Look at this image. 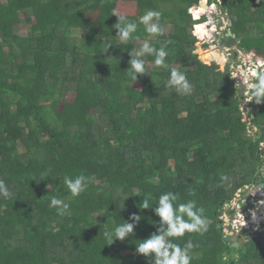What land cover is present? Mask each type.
Listing matches in <instances>:
<instances>
[{"label":"trees","instance_id":"trees-1","mask_svg":"<svg viewBox=\"0 0 264 264\" xmlns=\"http://www.w3.org/2000/svg\"><path fill=\"white\" fill-rule=\"evenodd\" d=\"M119 1L0 0V180L11 192L0 196V264H153L135 249L160 218L138 206L168 191L177 203L194 201L207 221L206 231L173 238L193 243L191 264H264L259 236L236 249L218 228L240 190L264 185V103L240 96L229 67L200 61L197 35L207 25L190 10L202 0H122L160 12L164 29L148 34L126 16L138 23L127 43L113 27ZM208 1H221L235 45L264 57V0ZM145 42L165 47L168 67L146 54L134 82L129 52ZM171 67L186 74L190 95L167 86ZM69 94L74 110H60ZM81 174L95 180L73 197L63 177ZM53 197L69 205L62 215ZM134 213L142 216L134 234L108 245L104 232Z\"/></svg>","mask_w":264,"mask_h":264},{"label":"clouds","instance_id":"clouds-1","mask_svg":"<svg viewBox=\"0 0 264 264\" xmlns=\"http://www.w3.org/2000/svg\"><path fill=\"white\" fill-rule=\"evenodd\" d=\"M258 2H260V0H258ZM206 3L212 7L221 4V1L217 4H209V1L206 0ZM113 15L117 17V23L113 27L118 30L116 36L120 38L121 43H127L130 39L135 38L133 34L137 31L138 23L129 20L126 16L120 15L115 11H113ZM160 16L161 13L158 11H146L139 17V24L144 26V31L148 34H162L164 29L158 23ZM196 24L205 25L206 21L201 23L196 21ZM214 45L215 44L213 43L212 46ZM111 46L112 45H108L104 53H106ZM146 54L154 55V64L156 66L168 67L165 59L168 56V52L165 50V47L161 46L160 48H155L145 42L138 50L131 49L129 52L131 58L129 60V68L127 70L130 72L134 82L137 80L138 75H143L146 72L145 60L143 59ZM250 55L254 56L255 53H250ZM251 66L254 71L251 74L245 75L242 82H238L236 84V88L240 89L242 84L245 85L246 87L243 88L246 89L244 93L246 99L255 101L256 104H261L264 103V66H262L259 61H256ZM253 76L255 79H253ZM235 77L240 76L237 74ZM167 86L174 89L178 94L184 96L190 95L193 90V85L187 79L186 74L177 67L170 68ZM244 110L246 112V108H244ZM94 180V176H86L83 174L75 177L68 175L63 177V183L66 185L73 197L79 196L81 193L85 192ZM250 187L251 186L247 188ZM262 188L263 189L261 190L257 189V193L248 197L249 200L243 206L242 213L246 207L250 208L253 204L257 203V200H260L261 204L264 203V185ZM246 191L247 190L244 189L239 192H244L246 194ZM10 195L11 192L9 187L3 180H0V196L7 198ZM150 200L151 194L145 195L138 207L141 211L145 209H152L155 215L160 218L159 225L157 227V231L153 232L148 238L139 240L141 242L136 244V253L143 255L146 258H151L153 264H191L192 256L190 255V249L194 247L193 243L189 241L184 247H181L179 243L174 242L173 238L183 237L186 232L191 233L206 231L207 221L202 215L203 209L198 208L194 201L177 203L178 195L171 191L161 193L155 205H152ZM236 204L238 203H235V205ZM50 206L56 207L57 212L61 215L69 207L64 200L56 197L51 199ZM255 206L258 205L256 204ZM254 216L255 215L248 216L247 222H249L252 226L253 231L260 236L262 233H259L256 226H263V222H254ZM141 219V215L134 213L130 217V221L132 222L124 220L123 223L118 224L114 228L113 232H104L105 239L111 241L108 245L112 244L116 240L124 241L132 236ZM231 224L232 220L229 225L233 234H235ZM244 237L247 241L248 237Z\"/></svg>","mask_w":264,"mask_h":264},{"label":"rangeland","instance_id":"rangeland-1","mask_svg":"<svg viewBox=\"0 0 264 264\" xmlns=\"http://www.w3.org/2000/svg\"><path fill=\"white\" fill-rule=\"evenodd\" d=\"M201 8H202V10H200ZM197 9L198 10H197V12H195L194 18H196L197 20L202 18L201 21H199V22L201 23V22L206 21L205 25H207L206 26L207 31H203V28L205 26H201L199 29L200 30V36L205 37V40L202 41L200 39V36L197 35L199 41L196 44V48H197V54L199 55V59H200V61L202 59L203 64H210V63L214 62L216 65L219 66V68L222 71L225 72L226 65H227L226 62H227V58H228V52L231 53V55H230L231 57L229 58V62H232V64H235V63H237L235 53H238V51H240L238 48V44L233 45L230 48V50L221 46V41H223L227 38L228 31L230 30V27H231L230 26L231 21H230L228 15L225 13L224 8L220 4L216 5L214 7L213 6L211 7L206 3V0H203L199 4ZM117 13L120 15H124V16L140 17L141 15H143L141 10L137 7L135 2H126V1H122V0L119 1V3H118ZM99 14H100V9L98 7H96L95 9H92L91 12H89V18L95 23V34H97L98 30H99V24H98ZM200 14H205V15H203L202 17L199 18ZM211 18H213V19H211ZM213 21H216V22H213ZM225 23H227V24H225ZM16 33L19 35H26L27 28L23 27V26H18L16 28ZM213 43L216 46L215 45L212 46ZM242 53L245 54V52H242ZM247 53H249V52H247ZM207 54H209L210 58L213 59L210 62L204 61V58L206 57ZM223 56L225 59L221 60V57H223ZM243 58L250 59L249 56L248 57L243 56ZM98 61L99 60L97 57H88L86 59L87 63L95 64V63H98ZM234 78H237V77H234ZM236 82H237V80H236ZM245 91L246 90H243V94L245 93ZM75 100H76V95L75 94H69L66 97L64 102H57L55 104H57L59 106L60 110L68 106L67 109L68 110L70 109L71 111H73L74 108H72L71 106H73V107L75 106ZM245 120H247V118H245ZM254 132H256V130H254ZM262 186H263L262 184H260V185L255 184V185H252L250 188H246L247 193L245 194L244 192H242V193L239 192L238 194H240V195L238 196V200H235V201L233 200V201L236 203H239V201L241 199L249 200L248 197L250 195L257 193V189L258 190L263 189ZM246 206H250V205H246ZM260 207H261V204H260ZM236 208H237V204L236 205L227 204L224 207L222 214L220 216V221H222L220 225L223 226L225 229H228L229 223L224 225L223 221L226 222V216H228V212H230L231 210H232V212H234V213H232L234 216V218L232 217L233 219L239 220L240 223L248 220V216L250 215L251 210L248 207H246L243 211V219H242V216H240V212H236ZM260 212H261V209L259 208L255 213L253 211L252 214L253 215L257 214L256 216H259V215H262V214H260ZM233 219H231V220H233ZM262 225L263 226H256V229L259 231V233H262L259 237H260V241L264 244V222ZM252 230H253V228H252ZM229 231H230V233H232V230H229ZM235 235L241 237V235H238V234H235ZM235 235L233 237H236ZM244 236L245 235H243V237ZM240 237H237V238H240ZM254 237H256V235L248 236V239H251Z\"/></svg>","mask_w":264,"mask_h":264},{"label":"built area","instance_id":"built-area-1","mask_svg":"<svg viewBox=\"0 0 264 264\" xmlns=\"http://www.w3.org/2000/svg\"><path fill=\"white\" fill-rule=\"evenodd\" d=\"M220 3V1H218ZM214 7V6H213ZM197 8V6L193 7L190 11H191V14L194 15L195 12V9ZM193 19L195 21H200V19H196L194 18L193 16ZM224 48H227L230 50L231 47H224ZM240 50V49H239ZM245 52L242 53V52ZM250 53H253V52H249L247 53L246 51H243V50H240L238 51V53H235V57H236V60H237V63L235 64H232V62H229V58L231 57V53L228 52V58H227V65L226 67H229L230 68V73H231V76L232 78L237 82H242V79L245 75H248V74H251L254 69L252 68V64L255 63L256 61H259L261 62L262 66H264V60L260 59V57L255 53L254 56L250 55ZM244 57H250V59H247V58H243ZM239 75L240 77H237V78H234L236 75ZM253 79H255V77L253 76ZM243 87H246L245 85H241V88L240 90H246L245 88ZM247 102H251L250 100L246 99ZM247 199H241L240 202L237 204V208H236V212H240V216H242V219H243V213H242V210H243V206L247 203ZM256 216V215H255ZM254 216V218H255ZM232 228L234 230V233L235 234H238V235H245L246 237L248 236H254L257 234L255 233V231L252 230V226L249 224V222L247 221H243L242 223H240L239 220H235L233 219L232 220Z\"/></svg>","mask_w":264,"mask_h":264},{"label":"water","instance_id":"water-1","mask_svg":"<svg viewBox=\"0 0 264 264\" xmlns=\"http://www.w3.org/2000/svg\"><path fill=\"white\" fill-rule=\"evenodd\" d=\"M225 24H227V23H225ZM230 26H231V24H230ZM235 44H236L235 35L232 33L231 30H229L228 31V34H227V39L221 41V46L222 47H232ZM240 96L241 97H244L243 90L240 91ZM262 171L264 172V169H262ZM232 213H234V212H231V214ZM226 221H227V219H226ZM218 228L219 229H222V226L219 225ZM223 231H224V233L226 235V240L228 242L231 241L233 243V247L236 248V249H239L240 248L241 242L242 243L247 242L245 237L243 238V240L241 242H239L237 237H233V232L230 233L229 228L228 229H224Z\"/></svg>","mask_w":264,"mask_h":264},{"label":"flooded vegetation","instance_id":"flooded-vegetation-1","mask_svg":"<svg viewBox=\"0 0 264 264\" xmlns=\"http://www.w3.org/2000/svg\"><path fill=\"white\" fill-rule=\"evenodd\" d=\"M239 195H240V194L237 193V195H236L234 201H235V200H238V196H239ZM239 198H240V197H239ZM234 201L232 202L233 204H232V203H230V204H231V205H235L236 202H234ZM256 204H257L258 206H255ZM260 204H261V203H260V200H257V203L253 204V205L249 208V209L251 210V213H250L249 216L253 215V214H252L253 211H254V213H255V212L259 209ZM225 206H226V205H225ZM231 212H232V210H231L230 212H228V216H226V219H227V221H229V222H227V221H226V222L223 221V222H224V225H226L227 223H230L231 219L234 218V216H233V214H231ZM232 217H233V218H232ZM228 226H229V227H228L229 230H232L231 227H230V225H228ZM224 229H225V228L223 227V230H224ZM234 235H235V234H233V236H234ZM235 236H236V235H235ZM236 237H240V236H236ZM243 238H244V237L241 236L240 238H238V241L241 242V241L243 240ZM226 241H227V240H226ZM229 242H231V241H229ZM231 243H232V242H231ZM241 245H242V242H241ZM240 247H241V246H240ZM239 249H240V248H239Z\"/></svg>","mask_w":264,"mask_h":264},{"label":"bare ground","instance_id":"bare-ground-1","mask_svg":"<svg viewBox=\"0 0 264 264\" xmlns=\"http://www.w3.org/2000/svg\"><path fill=\"white\" fill-rule=\"evenodd\" d=\"M198 9H196L195 11H197ZM201 10V9H200ZM200 15H205V14H200ZM199 15V16H200ZM194 16V15H193ZM225 58H224V56L223 57H221V60H224ZM261 212H260V214H262V215H259V216H255V218H254V222H257V223H262V222H264V203L263 204H261ZM257 215V214H256Z\"/></svg>","mask_w":264,"mask_h":264},{"label":"crops","instance_id":"crops-1","mask_svg":"<svg viewBox=\"0 0 264 264\" xmlns=\"http://www.w3.org/2000/svg\"><path fill=\"white\" fill-rule=\"evenodd\" d=\"M255 53V52H254ZM260 57V59H262V60H264V57H261V56H259Z\"/></svg>","mask_w":264,"mask_h":264}]
</instances>
